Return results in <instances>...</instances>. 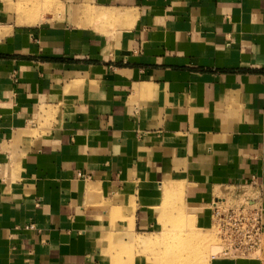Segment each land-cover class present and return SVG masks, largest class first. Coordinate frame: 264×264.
I'll return each instance as SVG.
<instances>
[{"label":"crops","instance_id":"crops-1","mask_svg":"<svg viewBox=\"0 0 264 264\" xmlns=\"http://www.w3.org/2000/svg\"><path fill=\"white\" fill-rule=\"evenodd\" d=\"M103 1L139 10L129 51L113 55L126 64L58 60L79 53L70 32L0 8V264H101L91 214L110 210L87 206V191L121 200L139 161L151 174L182 159L205 175L236 164L225 175L238 183L264 172V0ZM73 82L97 85L76 107ZM149 93L170 120L146 131L132 100H158ZM62 101L61 127L32 122Z\"/></svg>","mask_w":264,"mask_h":264},{"label":"rangeland","instance_id":"rangeland-1","mask_svg":"<svg viewBox=\"0 0 264 264\" xmlns=\"http://www.w3.org/2000/svg\"><path fill=\"white\" fill-rule=\"evenodd\" d=\"M0 1V8L4 13L2 20L18 25L36 22L40 23L33 25H43L48 21L71 33V46L74 52L79 53L69 54V57L60 56L58 60L109 63L115 66L126 64L123 57L120 60L113 55L129 51V35L136 26L139 14L137 8L117 6L103 0ZM33 17L37 20L31 21ZM41 58L46 61L48 57L43 55ZM77 82L67 84L64 89L69 97V92H72L73 107L81 100L84 84ZM84 86L88 88L97 85L85 83ZM149 94L150 97L154 96ZM134 96L137 97L133 94ZM153 98L158 100L153 99L148 104L139 99L132 100L133 104L141 106V111L137 116L132 115L131 119L138 123L137 127L146 131L158 129L170 120L166 115L162 116L161 96L155 95ZM63 106L70 110L71 102L62 101L57 106L50 105L45 110V115L33 118L32 122H37L39 128H46L54 123L61 127L65 116ZM160 147L161 145L157 148L155 146V156ZM187 160L166 163L163 170L159 168V171L154 167L153 174L145 170V161H139L136 172L130 171L134 176L136 173L137 180H128L127 187L121 193V200L116 197L118 194L104 195L98 187L95 191H87V206L110 210L105 214H91L92 220L99 222L98 229L90 237L96 236L101 240V264H264V228L256 244H245V255H225L221 248L216 259H211L212 254L219 250L218 243L221 245L219 230L213 219L212 201L218 196H229L232 193L229 188H239L235 185L246 181L238 183L226 178V168L232 172L236 164L217 165L215 169L219 171L205 175L193 172L198 164H189ZM263 173L261 172V177L253 175L255 179L250 188L255 192L261 190L264 210ZM146 193L153 197L147 199ZM232 198H236V193ZM188 200L203 204L205 211H195ZM105 220L106 224H103Z\"/></svg>","mask_w":264,"mask_h":264},{"label":"built area","instance_id":"built-area-1","mask_svg":"<svg viewBox=\"0 0 264 264\" xmlns=\"http://www.w3.org/2000/svg\"><path fill=\"white\" fill-rule=\"evenodd\" d=\"M254 179L255 176H252L244 184H233L239 188H229L232 192L229 196L221 201L218 196L212 201L213 219L218 227L225 255H245V244H256L264 228L262 192L260 189L255 192L250 188ZM244 187L251 190H245ZM235 193L236 198H232Z\"/></svg>","mask_w":264,"mask_h":264},{"label":"bare ground","instance_id":"bare-ground-1","mask_svg":"<svg viewBox=\"0 0 264 264\" xmlns=\"http://www.w3.org/2000/svg\"><path fill=\"white\" fill-rule=\"evenodd\" d=\"M32 20L35 21V20H37V18H36V17H33V18L31 19V21H32ZM218 198H219V197H218ZM219 199H220V201L222 200V198H219ZM218 246H219V250H218V252L212 254V257H214V258L217 257V255L221 252V248H222V247H221V245H220L219 243H218Z\"/></svg>","mask_w":264,"mask_h":264}]
</instances>
